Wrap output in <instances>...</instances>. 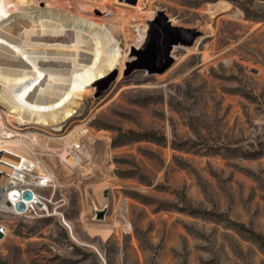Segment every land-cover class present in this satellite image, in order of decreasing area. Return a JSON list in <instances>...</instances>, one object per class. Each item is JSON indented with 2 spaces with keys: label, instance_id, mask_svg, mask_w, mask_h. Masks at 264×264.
<instances>
[{
  "label": "rangeland",
  "instance_id": "rangeland-1",
  "mask_svg": "<svg viewBox=\"0 0 264 264\" xmlns=\"http://www.w3.org/2000/svg\"><path fill=\"white\" fill-rule=\"evenodd\" d=\"M137 2L89 13L139 50L149 33L137 47L139 28L120 30ZM146 2L200 36L197 50L179 42L162 72L132 54L124 76L99 94L90 86L59 130L21 126L22 155L35 152L56 188L35 190L50 198L49 216L0 214V264H264V0Z\"/></svg>",
  "mask_w": 264,
  "mask_h": 264
},
{
  "label": "bare ground",
  "instance_id": "bare-ground-1",
  "mask_svg": "<svg viewBox=\"0 0 264 264\" xmlns=\"http://www.w3.org/2000/svg\"><path fill=\"white\" fill-rule=\"evenodd\" d=\"M43 1L50 9L39 6V0H0V214L15 217L28 214V211H15V201L9 198L8 192L14 189L20 193L22 189V174L12 167L26 150V145L14 138L19 136L21 126L28 125L25 128L45 133L57 131L81 114L90 86L96 90L99 82L114 72L116 80L124 76L126 62L132 54H140V57L135 55L140 63L146 56H152L164 35L178 33L177 38L160 49L161 55L172 63L173 46L185 42L190 49L197 50L201 38L170 27L162 13L156 16L146 0H138L134 11L121 20L120 30L125 33L128 26L138 27L140 45L137 47L145 44V30L149 38L143 49H132L126 36L123 42L115 37L111 19L107 22L105 17L90 15L93 4L85 0ZM108 1L100 3L98 9L106 11ZM210 31L213 32L211 27ZM7 123L13 127L9 128ZM29 136L31 142L36 141L37 135ZM58 156L71 164L62 154ZM78 158H74V162ZM35 198L38 200L36 195ZM27 204L28 209L30 205L38 206L34 200ZM64 222L73 237L70 223L65 219ZM101 233L104 236L108 231Z\"/></svg>",
  "mask_w": 264,
  "mask_h": 264
},
{
  "label": "built area",
  "instance_id": "built-area-1",
  "mask_svg": "<svg viewBox=\"0 0 264 264\" xmlns=\"http://www.w3.org/2000/svg\"><path fill=\"white\" fill-rule=\"evenodd\" d=\"M90 4H93L94 8H96L98 11V6L100 3L108 0H85ZM79 149V144H75L73 146V150L66 153V156H72L76 155ZM29 157H25L22 155V158L19 157V160H16V162L13 163L12 167L17 169V172L19 174H22V189L20 194L25 190H30L32 192L33 198L29 201H24L26 208L23 212L28 211L26 216L32 214L33 216L42 215V216H49V210L47 207V204L50 203V198L42 197L38 195L35 190L36 189H52L54 190L56 188V181L46 167L41 163V161L36 156L35 152L30 151ZM14 190V189H13ZM9 190L8 192H10ZM35 195L37 196L38 200H36ZM20 200V198H19ZM32 200L37 202L35 208H33L31 205L28 209V204ZM23 201V200H22ZM15 203L13 204V207L15 209ZM16 211V209H15ZM18 212V211H16ZM52 215V214H51ZM25 216V217H26ZM24 217V216H22ZM1 232L3 233V229L0 227Z\"/></svg>",
  "mask_w": 264,
  "mask_h": 264
},
{
  "label": "water",
  "instance_id": "water-1",
  "mask_svg": "<svg viewBox=\"0 0 264 264\" xmlns=\"http://www.w3.org/2000/svg\"><path fill=\"white\" fill-rule=\"evenodd\" d=\"M95 14H98L99 11L95 10ZM179 36L178 33H168L164 35L161 40L157 43V45L154 48L153 54L151 57H145L144 61L142 63L143 67H146L149 69L150 72L153 71H158L162 72L166 68L170 66V61L166 60L162 55H161V47L162 45L166 43H170L173 39L177 38ZM136 55L140 57V54L136 52ZM140 66V67H142ZM133 68H138L137 64L134 63L132 64L128 69L127 72L131 71ZM116 72L112 73L110 77H108L106 80H103L102 82H99V85L97 86V94L101 93L103 90H105L109 83L115 79ZM9 198L11 200L16 201L15 204V209L18 212H23L26 208V205L24 201H29L33 198L32 192L30 190H25L21 194L17 190H11L9 192ZM20 198V200H19ZM23 200V201H22ZM107 212V207L105 206L104 208L94 209V218L96 220H104L105 214ZM2 236V232L0 230V237Z\"/></svg>",
  "mask_w": 264,
  "mask_h": 264
},
{
  "label": "trees",
  "instance_id": "trees-1",
  "mask_svg": "<svg viewBox=\"0 0 264 264\" xmlns=\"http://www.w3.org/2000/svg\"><path fill=\"white\" fill-rule=\"evenodd\" d=\"M154 134L153 133H145L143 136L144 137H151V136H153Z\"/></svg>",
  "mask_w": 264,
  "mask_h": 264
}]
</instances>
